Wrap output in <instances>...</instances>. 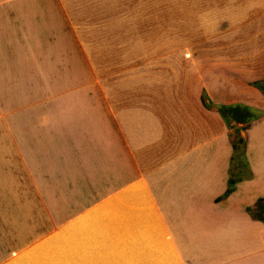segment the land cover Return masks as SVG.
<instances>
[{
    "label": "rangeland",
    "instance_id": "rangeland-1",
    "mask_svg": "<svg viewBox=\"0 0 264 264\" xmlns=\"http://www.w3.org/2000/svg\"><path fill=\"white\" fill-rule=\"evenodd\" d=\"M50 1L66 14L80 18L70 21L73 35L66 38V51L62 49L65 39L61 35L55 36L59 68L56 65L57 74L54 75L52 65L41 64L50 70L47 76L41 74L44 82L32 83V78L29 82L21 81L24 73L28 72L30 77V74H37V69L20 59L19 44L14 39L25 29L29 31L27 35L34 37L33 31L28 29L32 24L7 15L6 20L12 27L8 28L5 20L6 27L3 24L0 27V44L5 45L7 52L9 50L5 55L7 58H0V70L7 93L13 98L5 109L0 103V119L10 122L0 128L5 134L1 145L9 150L5 161L10 162L6 177L1 172L4 161L0 157V256L5 254L4 262L27 264L22 258L25 251L28 248L36 251L40 241L54 239L57 235H53V231L61 228L70 238L68 251L74 255L85 251L84 264H96L89 250L96 254L109 250L104 241L94 249L93 244L86 249L85 242H90L92 237L85 235L103 237L102 224L94 221L106 217L111 223L113 212L103 213L97 208H102L103 202L113 203L115 191L120 189L114 188L110 172V175L105 174L109 169L112 171V154L109 153L114 142L115 109L121 115L118 116L120 125L125 117L123 114L133 115L136 108L148 109L154 104L163 105V114L174 113L173 118L182 114L188 122L190 113H195L191 115L196 119H215L218 114L215 107L242 105L240 102L245 101L243 96L250 88L262 95L255 86L264 80V0H85V5L81 0ZM58 16L53 15L51 21L53 17L59 19ZM60 22L55 27L57 32L62 31ZM39 26V31L46 27L42 21ZM27 35L24 36L26 43L31 41ZM5 40L7 43L3 42ZM70 41L73 50L69 48ZM45 80H51V83L47 84ZM202 93L214 104L209 111L200 102ZM160 94H163V100ZM141 112L146 111L137 112V117L142 119ZM156 118L164 121L161 116L156 115ZM157 119L154 122L159 125ZM207 123L201 124L202 145L213 140L208 138L210 133L212 137L215 135L214 124ZM146 127L141 122L140 134L146 135H140L135 145L129 142L126 146L143 148L150 142L148 140H155L154 136L148 137L150 131L147 127L145 132ZM242 127L234 123L229 128L223 122L219 124L218 145L219 138H223L224 142L229 145L233 142L241 149L238 137L243 141L246 137L240 130ZM184 130L182 125L179 134ZM168 133L174 136L171 130ZM153 134L157 136L158 132ZM142 152L138 156H142L143 161L140 158L138 161L143 162V173L156 167L167 154L154 148ZM223 152L218 151L216 171L227 178L229 173L242 178L248 176L243 169L242 157L231 160L230 155L229 161L224 159L227 160L225 168L222 156L226 152ZM104 159L110 160V164L107 165ZM174 166L173 160L167 166L153 169L157 184L152 187L155 191L149 190L147 198L158 213L170 212L171 221L181 218L188 222L191 218L186 213L190 212L192 216L188 210L191 207L193 210L195 205L184 203L190 208L180 213V200L192 202L195 197L203 206L207 194L203 182L197 196L191 194L200 189L197 184H192L186 191L183 176H194L204 163H196L195 172L192 167L186 168L173 177ZM241 169L244 173L238 176ZM209 171L206 172L208 177ZM217 181L221 182V178ZM208 189L212 192L210 183ZM182 191L188 194L183 197ZM250 208L256 209V204ZM91 210L94 219L89 220L85 213ZM99 212L103 214L99 216ZM133 214L146 222L153 216V212ZM208 218L201 216L202 220ZM72 220L76 226L68 225ZM150 229L154 230V227L147 232ZM257 231L251 238L262 243L261 256L264 257V229ZM126 235L125 232V239ZM67 236L60 240L68 239ZM124 246L123 264H146L127 260L128 255L136 253L130 242ZM138 246L135 243L134 248ZM20 253L17 258L15 254ZM165 256L155 264H176L171 253ZM115 263L122 262L116 260ZM74 264H81V261L75 257Z\"/></svg>",
    "mask_w": 264,
    "mask_h": 264
},
{
    "label": "crops",
    "instance_id": "crops-1",
    "mask_svg": "<svg viewBox=\"0 0 264 264\" xmlns=\"http://www.w3.org/2000/svg\"><path fill=\"white\" fill-rule=\"evenodd\" d=\"M36 1L0 0V27H2V24L6 27L4 24L5 20L7 27L11 28L12 25L8 24L6 17L7 15H12L13 18L19 17L22 19L23 23L26 21L29 24H32L28 29L32 30L35 35L31 38L27 35L29 34V31H26L27 29H25L24 31L26 32L23 31L22 34H18V38L14 39L15 41L17 40L16 43L19 44L17 51L19 52V57H21L20 59L24 63L33 64L37 69V74H30V77L28 76V72L24 73L21 80L22 82H24L23 80L29 82L30 78H32V83H36L37 80L44 82V80H41V74L43 77L47 76V72L48 74L50 73V70L46 66L44 68L42 67L41 64L44 63L52 65L51 71L54 68V75L57 74V68L55 67L56 65L58 66L56 59L59 50L56 47L57 41L55 40V36L61 35V37L65 39V47L62 49L66 51L68 48L66 38H68L67 36L69 35L71 37L73 35L72 23L70 21L79 20L80 18L75 14H70L68 12L66 14L62 9L59 10L57 4L53 2L51 3L50 0ZM81 1H83L84 3H82L85 5V0ZM25 15H28L29 18H26ZM53 15H59V19L53 17V21H51ZM44 20H46V22ZM41 21L46 27H42L39 31L37 27H40L39 25H41ZM57 22H60V24L63 25L61 26L62 31L59 30V32H57L58 29L55 28L56 26H59ZM21 29H24V27H21ZM25 35L31 39V41L30 39L28 40L30 42L26 43V41H24ZM3 42L7 43L6 40ZM68 43L72 44V41ZM45 44L47 46L46 48ZM71 44L69 48L70 50H73ZM6 49L5 45L3 46L1 43L0 58H7L5 55L9 53V50L7 52ZM0 71V103L5 109V105H8L10 101L12 102L13 98L10 97V93H7V86L4 85L5 78L2 70ZM8 73L10 75L9 70ZM45 81L47 84L51 83V80H49V82L47 80ZM250 89L252 90L255 88ZM251 90L247 92L246 96H243L245 101L240 102V104L262 110L264 113V95L256 94L254 90ZM160 96L161 100H163V94H160ZM136 109L137 112L139 110L146 111L141 112L142 119L137 117V112L133 113V115H127L125 113L123 114L125 115L124 119L120 118L121 125L118 121V116L120 117L121 115H119L117 108L113 113L114 142H112L113 147L111 146L112 149H110L109 153L112 154V171L109 169L105 174L107 175L110 172L114 182V188L116 189V187H120L121 191L120 189L118 192L115 191L113 203L103 202L101 203L102 208H97V210H101L103 213L113 212V217L111 223L109 219L106 220V217L105 219H96V221H94L96 224H102L104 231L103 237L99 236V234L96 235V238L94 237L95 234L89 236L85 235L88 238L92 237L90 242H85V248L89 250L88 245L93 244L94 249L97 247V244H100L101 242L103 243L104 241L109 251H101L96 254L89 250V254L92 255L91 258L96 259V264H117L115 263L116 260H120L122 262L121 264H123L122 259H124L125 252L124 244L130 242V244L133 245L132 251L136 254H131V256L127 254V260L141 261L146 264H155L159 262L160 259L165 258V255H168L169 253L172 254V258L176 264H264V257L261 256L262 243L251 238L258 232L257 229H264V223L252 221L245 213V208L254 205L258 199L264 198V168H262L264 167V114L260 119L252 122L249 128L243 131L246 136V156L252 177L250 179L243 178L242 182L237 184L235 192L228 199L221 203H215V199L224 192L227 180L226 175L224 176L220 174L219 171L215 170V165L218 164V151L226 152H223L225 156H222L225 168L227 167V160L224 161V159L227 158L229 161L232 151L231 145H229L228 142H224L223 138H219V145L217 143L219 124L223 122L220 121L221 117L217 114L215 119H204L200 117L198 120L195 115H191L195 113H190L188 116L190 119L186 122L184 121L185 117H183L182 114H178L179 118H173L172 115L174 113L172 115L163 114V105L161 104H154L148 109ZM147 112L149 113L147 114ZM1 113H3V111H1ZM156 115L161 116V119H164V121L162 122L157 119ZM155 119L160 123L159 125L157 122H154ZM207 121H209V123H207ZM141 122L143 127L147 125L149 128L150 132L148 133V137L154 136L155 140H148L150 142L143 148L126 146L129 142L135 145V142L136 140L138 141L140 135H146L140 134L139 126ZM204 122L209 125L211 123L214 124L215 135L212 137L210 130L207 129L210 133L208 138L213 140L207 141V144L202 145L200 142L202 139L200 138V133L203 128L201 127V124L204 125ZM3 124L10 125L9 119H0V128L6 126ZM182 125H184L185 130L182 134H179ZM147 127L144 130L145 132ZM169 130L172 131L174 136L168 133ZM187 131L189 133L188 136ZM155 132H158L157 136L153 134ZM4 135L5 134L3 133L0 135V157L4 161V166H2L1 172L6 174L7 177V174L10 172V170H8L10 168L8 167L10 162L5 161V156L9 153V150L4 149L1 145V141L3 143L5 139ZM121 142L123 143L121 144ZM218 147H222L221 150H218ZM153 148L159 149L161 154H167L160 160L156 167L143 173L141 170L143 162L138 161V158L142 161L143 158L142 156H138V154L144 153L142 152L144 150L148 151ZM204 149L209 150V152L207 153ZM173 160L175 161L174 167L176 168H172L173 177L177 176L180 170L183 171L186 168L189 169L192 167V171L195 172L194 165L196 163H204L203 168L199 166V169L194 176H183V179H185L187 184L185 185L186 191H188L189 188L191 189L190 186L192 184H197L200 189H197L196 192L191 191V194L197 196L199 192L201 193L200 184L203 182V187L206 189L207 194L203 206L195 197L193 199L194 202L180 200L179 204L182 209L180 213L185 212L186 208H190L189 206L186 207L184 203L195 205L193 210L192 207L188 210L191 211L192 216H190V212L186 213V215L191 218L188 222L181 218L171 221L169 218L171 216L170 212L164 214L158 213L153 205L149 203L150 200L147 198V195L150 196L149 190L157 184V178L154 176L153 169L167 166L168 163H171ZM104 162L108 165L111 161L104 159ZM5 167L7 169H4ZM208 169L210 170L209 177L206 174ZM5 171L7 173H5ZM201 173H204L205 175L199 177L198 175ZM217 178H221V182L217 181ZM178 180H181V178ZM209 183L210 186H212V192L208 189ZM152 191L155 190L152 188ZM186 191H182L184 192L182 193L183 197L188 194ZM197 202H199L200 205H197ZM93 212L94 211L91 210L85 213V218L89 220L94 219V215L92 216ZM102 212H99L98 215L101 216L103 214ZM146 212H153L152 219L147 222L141 217L139 218V216H136V214H133L138 213L140 215ZM201 216H208L209 218L202 220ZM179 217H183V215H180ZM75 220H72L68 225H75ZM152 227H154V230L150 229L147 232V229ZM87 228L88 227L85 226V230ZM62 230L63 229L60 228L55 232L53 231V235H57L54 239L40 241L39 247L36 251H34L35 248H28L22 257L23 260L27 264H30L29 262L33 264H74V259L76 257L77 260L81 261V264H84L85 251H81L80 253H77V255H74L75 253L73 252L70 253L68 251L70 238L67 234L66 236L68 239L60 240V238L66 237ZM125 232L127 234V240L125 239ZM249 232H251L250 235ZM88 233L89 231L87 229V234ZM74 234L75 233L72 232V235ZM117 236L119 237V240ZM99 237L101 238L100 240H98ZM157 238L159 239V243H157ZM135 243L139 244L137 248H134ZM21 254L22 253L15 254V256L18 258ZM1 256L0 264H13L12 261L4 262L5 254ZM111 256H113V259L110 258ZM18 264L22 263L20 262Z\"/></svg>",
    "mask_w": 264,
    "mask_h": 264
},
{
    "label": "trees",
    "instance_id": "trees-1",
    "mask_svg": "<svg viewBox=\"0 0 264 264\" xmlns=\"http://www.w3.org/2000/svg\"><path fill=\"white\" fill-rule=\"evenodd\" d=\"M257 89L260 90L262 95H264V80L260 83H257L255 86ZM203 92V91H202ZM200 102L206 110H210L214 108V104L212 101L206 96L204 93L200 96ZM219 116L221 117L223 123L226 125V127H231L232 123L234 124H241L243 127L240 130L245 131L252 122L255 120H258L263 116V112L252 108L248 106H242V105H219L215 107ZM234 127V126H233ZM237 133V131H236ZM238 141L241 143V149H238L237 145L233 142L231 143V160L233 157H242L243 161V169L245 170V173L248 175L246 177H243L245 179H250L252 177L251 169L248 165V160L246 156V141H243L242 138L238 137ZM230 160V159H229ZM243 171H239L237 173L238 176L243 175ZM242 177H236L235 174L229 173V176L226 180V188L224 192L218 196L215 199V203L222 202L226 199H228L236 190L237 184L242 182ZM256 209H252L250 207L245 208V213L251 217L252 220L264 223V198H260L256 201ZM256 210V212H254Z\"/></svg>",
    "mask_w": 264,
    "mask_h": 264
}]
</instances>
